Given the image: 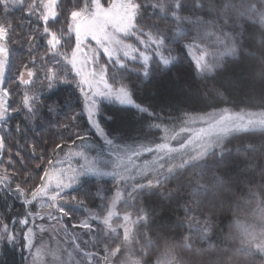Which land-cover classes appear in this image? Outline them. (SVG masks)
Wrapping results in <instances>:
<instances>
[{
	"label": "snow or ice",
	"instance_id": "snow-or-ice-1",
	"mask_svg": "<svg viewBox=\"0 0 264 264\" xmlns=\"http://www.w3.org/2000/svg\"><path fill=\"white\" fill-rule=\"evenodd\" d=\"M185 57L188 90L211 81L222 102L228 88L216 82L230 68L238 69L227 77L233 90L252 73L264 81V0H0V195L22 209L15 218L0 214V246L26 252L30 264H65L59 242L37 244L38 234L52 232L79 264H146L152 253L155 264H184L179 250L192 249L194 237L214 244V199L231 190L227 162L256 151L229 145L264 131V110L213 104L202 114L158 113L137 102L146 81L170 75ZM61 85L76 94L75 106L44 101ZM105 103L135 109L140 135L107 128L114 116ZM42 108L55 134L31 139ZM260 188L253 215L264 220V181ZM172 205L181 210L175 220L166 215ZM234 223L244 257L264 260V229Z\"/></svg>",
	"mask_w": 264,
	"mask_h": 264
},
{
	"label": "trees",
	"instance_id": "trees-1",
	"mask_svg": "<svg viewBox=\"0 0 264 264\" xmlns=\"http://www.w3.org/2000/svg\"><path fill=\"white\" fill-rule=\"evenodd\" d=\"M14 15L19 24V18L23 14L16 12ZM24 30L27 31L26 24ZM184 31L195 35V31L189 25H185ZM183 43H187V41H183L181 47ZM173 47L175 48V44ZM22 51L23 49L17 48V54H20ZM255 54L257 57H260L259 52ZM259 62L258 59L253 64H259ZM236 70L238 69L230 68L229 73ZM229 73H226L216 82V85L224 84L228 88L227 95L223 101L228 105L222 104L223 102L217 97L216 92L213 90L215 85L211 81L199 87L193 84L192 90H188L187 85L191 82L192 68L190 58L187 57L183 59L182 63L177 64L170 75H158L151 82L146 81L137 91L136 99L137 102H142L144 105H151L158 113L161 111L174 113L177 108L184 107L196 109V114H201L199 110L205 109L206 106L213 104H221V107L232 106L237 110L244 109L246 112L264 110V107H262L264 106V81H261L255 73H252L249 75L244 88L236 91L228 87L227 77ZM205 90H207L208 94L202 100L200 95ZM75 95L71 88L61 85L54 93L44 92L43 99L46 103L57 102L61 105H64L66 100H71L73 106H75L77 104ZM104 108L114 116V120L105 122L107 128L115 130L117 133H124L127 136L140 135V130L144 122L141 119V115L136 113L135 109L120 111L118 110V105L111 104H105ZM76 110L78 111L79 109L77 108ZM212 110L211 107L207 108V111ZM145 131H147L146 126ZM54 134L55 129L49 125L48 113L46 109L42 108V121L38 122L35 131H30L28 135L31 139L39 140L48 138ZM150 139L152 138L150 137ZM247 144L254 145L256 151L247 154L246 157L243 155H234L227 162L228 167L226 173L229 175L226 179L228 187L231 190L221 189L214 199V204L217 207L214 227L215 235L213 237L214 244L209 245L194 237L192 249L179 250L183 256L184 264H264L262 259L258 257H244L243 253L245 250L241 248L242 237L237 234L234 223L235 217L241 218L242 214L248 212L253 205L256 206L262 202V197L259 193L261 192L260 185L264 181V175H262L264 173V131H250L236 136L231 140L229 147L235 153L237 147L243 148ZM249 165H252V167L249 168ZM173 186L174 182L169 187ZM159 205L160 202L153 198L152 206L159 208ZM221 205L222 208L220 207ZM9 206L11 207V211L7 210ZM2 208L6 216L12 218L17 216V208L20 212L22 211L21 205L12 199L6 200L1 195L0 212ZM173 209L175 210L173 211ZM179 214H181V210L175 208V205L166 209V215L171 220H175ZM230 221H233V223H230ZM262 221L264 222V220ZM4 252L5 249L3 250V254ZM225 256L231 259L225 260ZM5 257V264H18L16 263L15 253L11 254L6 252ZM146 264H155V253L151 254V261L149 259L146 261Z\"/></svg>",
	"mask_w": 264,
	"mask_h": 264
},
{
	"label": "rangeland",
	"instance_id": "rangeland-1",
	"mask_svg": "<svg viewBox=\"0 0 264 264\" xmlns=\"http://www.w3.org/2000/svg\"><path fill=\"white\" fill-rule=\"evenodd\" d=\"M211 92H213V90H211ZM105 104H107V103H105ZM131 137H135V136H131ZM129 143H131V141H129ZM175 143L176 142L174 141L173 144H175ZM95 147L98 148L99 145L95 144ZM86 150L89 151L90 154L93 151L92 149H86ZM102 187L105 189L106 192H110V190L113 188L111 180L109 179L108 182L106 184H104ZM15 202L17 204H19V202H17V201H15ZM254 208H255V206L253 205V207L248 212H246L245 214H242V217L240 218V220H241V223L255 225L256 229L259 231L261 229H264V222L262 220H260L257 216L253 215L252 209H254ZM2 210H3V208L1 209L0 214L3 213L4 215H6ZM7 210H9V209L7 208ZM16 211L18 212L17 213V216H18L20 210L17 208ZM76 218L80 219V218H82V216L78 214ZM68 226L69 227L71 226V222L68 223ZM235 229L237 231V234L242 237V234L238 231L236 225H235ZM75 231L78 233L82 232V230H80V229H76ZM41 238H42L43 243L48 244L51 247L57 246V243L59 242V246L62 249L67 248V252H62V257L65 261V264H79V261L82 259V257L77 252H75L72 248L68 247V245L64 242L65 238L62 236V234H61V236H58L55 238H53L52 232L38 234L37 244L41 243ZM89 239L90 238L87 235L83 236V240H89ZM82 246H84V245H82ZM4 249H5V252L3 254ZM6 252L11 253V254L15 253L16 260H17L16 263H18V264L19 263L20 264H30V262L25 261V259H24V257L28 255L26 252L22 253L19 248L13 249L10 246H0V264L6 263V261H5L6 260V257H5ZM69 252L72 254L71 256L68 255ZM262 262L264 263V260H262ZM85 264H86V262H85Z\"/></svg>",
	"mask_w": 264,
	"mask_h": 264
}]
</instances>
